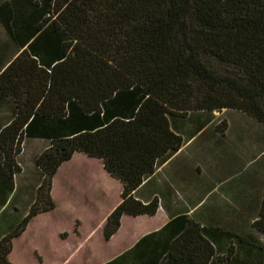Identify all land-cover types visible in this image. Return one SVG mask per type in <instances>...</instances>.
Instances as JSON below:
<instances>
[{
	"label": "trees",
	"instance_id": "16d2710c",
	"mask_svg": "<svg viewBox=\"0 0 264 264\" xmlns=\"http://www.w3.org/2000/svg\"><path fill=\"white\" fill-rule=\"evenodd\" d=\"M48 13L39 30L51 23L61 32L60 62L46 70L22 58L0 75V91L14 94L19 110L0 132L4 171L11 178L23 172L18 158L39 118L53 115L75 132L38 157L45 178L27 216L1 239L0 264H13L14 240L34 218L56 209L54 178L76 152L103 159L124 183L123 202L104 228L110 240L124 215L158 213L157 200L146 205L135 192L184 144L171 117L236 109L264 123V0H55ZM16 79L29 86L23 101ZM254 225L264 233V200ZM145 242L132 252L139 264H173L170 257L212 264L218 256L196 223L163 250L143 248ZM235 253L231 247L228 258Z\"/></svg>",
	"mask_w": 264,
	"mask_h": 264
},
{
	"label": "crops",
	"instance_id": "0c3cea01",
	"mask_svg": "<svg viewBox=\"0 0 264 264\" xmlns=\"http://www.w3.org/2000/svg\"><path fill=\"white\" fill-rule=\"evenodd\" d=\"M54 2L0 0V75L22 58L23 62L30 60L35 68L46 70L60 62L61 32L56 31L51 23L39 30L43 21L51 16L50 13L45 15V8H50ZM23 62L17 65V74ZM17 80L20 82L17 93L23 101L26 97L24 90L29 86L22 84L21 79ZM33 85L34 81L31 87ZM120 108L119 105L112 106V110L120 111ZM18 111L15 95L0 91V132ZM225 112L228 113L227 129L223 133L221 124L214 126L205 111L170 118L172 129L184 139V144L135 192V198L146 205L157 200L158 213L155 216L124 215L119 231L110 239V251L104 256L109 260L105 264L126 254L127 258L120 264L134 262L132 252L144 240L143 248L151 244L163 250L191 223L206 229L208 238L217 249L218 256L212 264H248V239L252 240L248 232L257 229L254 224L260 217L264 200V164H261L264 159V123L244 111L231 109ZM230 116H235L236 120H229ZM233 121L237 125H232ZM205 126L209 127L207 131ZM238 129L240 136L233 141L230 137ZM74 132L53 115L39 118L25 137L23 152L18 158L23 172L14 178L9 177L2 167L0 148V241L8 234L5 232L9 225L11 230L20 222L15 218L19 211L10 210L18 194L36 197L41 185L36 163L38 157L52 146L54 140L72 136ZM59 176H62V184L66 186L67 182L69 190L76 193L74 196L78 199L74 207H80L90 216V221L77 219L80 230L85 222L91 225L89 230H104L108 217L123 202L124 183L106 169L103 159L83 152H76L72 160L60 167L54 183ZM237 236L247 241H241ZM231 247L236 253L233 258H228ZM183 261L186 260L174 257L166 260L173 264Z\"/></svg>",
	"mask_w": 264,
	"mask_h": 264
},
{
	"label": "rangeland",
	"instance_id": "374dc122",
	"mask_svg": "<svg viewBox=\"0 0 264 264\" xmlns=\"http://www.w3.org/2000/svg\"><path fill=\"white\" fill-rule=\"evenodd\" d=\"M226 110L231 109L206 112L211 121L214 122V126H219L222 123L220 125L222 128L219 127L222 133L227 129V126H224L228 114L225 112ZM228 118L231 121L236 120L235 116ZM233 124L236 123L233 121ZM208 129L209 127H206L205 131ZM240 133L241 131L238 129L236 133H232L230 138L234 141L235 138L240 136ZM262 145L264 146V139L262 140ZM24 159L23 157L22 160L24 161ZM239 162L241 161L239 160ZM261 164H264V159ZM239 166L237 167L239 168ZM81 171H83V168ZM38 172L42 183L45 175L39 170ZM61 179L62 176H59L54 183L52 196L56 203V209L34 218L25 234L14 240V251L10 255V260L13 264H105L109 260L104 258V256L110 251V240L106 239L104 230H89L91 225L88 222H85V226L80 230V224H78L77 219L80 218L84 221L88 219L90 221V216L85 214L80 207H74L78 199L74 196L76 193L69 190L67 185L70 186V184L67 182L66 186L62 184ZM30 197L31 194L26 193V196H21L19 193L16 202L14 200L12 204L10 210L19 211L15 218L20 220V222L29 213L37 199V194L36 197ZM29 198V204L25 206L26 200ZM19 223L13 225L14 227L11 230L9 225L5 233L14 231ZM248 237L260 246L258 248L248 243V264H264V233L252 228L248 232ZM226 253H228L227 250ZM239 261L241 260L239 259ZM139 263L138 260H135L129 264Z\"/></svg>",
	"mask_w": 264,
	"mask_h": 264
}]
</instances>
